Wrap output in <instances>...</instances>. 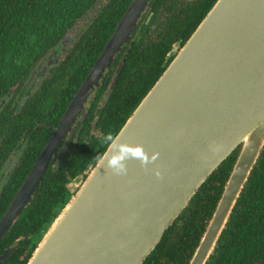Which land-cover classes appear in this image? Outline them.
I'll return each instance as SVG.
<instances>
[{
	"label": "water",
	"instance_id": "1",
	"mask_svg": "<svg viewBox=\"0 0 264 264\" xmlns=\"http://www.w3.org/2000/svg\"><path fill=\"white\" fill-rule=\"evenodd\" d=\"M150 1L128 5L2 216L0 241L33 199L60 142ZM117 135L142 144L149 154L158 152L157 161L149 171L129 161L124 176L105 172L97 161L26 264H143L204 182L236 151L188 263L207 264L264 149V0H217ZM15 245L3 251L0 264Z\"/></svg>",
	"mask_w": 264,
	"mask_h": 264
},
{
	"label": "trees",
	"instance_id": "2",
	"mask_svg": "<svg viewBox=\"0 0 264 264\" xmlns=\"http://www.w3.org/2000/svg\"><path fill=\"white\" fill-rule=\"evenodd\" d=\"M131 1L0 0V97L22 72H30L40 57L53 53L75 33L76 43L65 59L66 94L59 109L63 114ZM216 1L196 0L193 7L181 11L175 5L178 0H151L138 23L134 44L118 53L122 56L119 66L105 72L92 100L90 118L99 115L96 127L101 134L90 135L93 123L87 120L62 163L55 170L49 168L33 199L2 239L4 246L16 242L4 264L28 262L48 226L78 188L72 191L70 183L82 182L105 150L99 138L107 131L118 133L177 54L174 47L188 40ZM103 93L108 98L101 110L97 105ZM236 155L234 151L204 182L143 264L189 263ZM207 264H264V149Z\"/></svg>",
	"mask_w": 264,
	"mask_h": 264
},
{
	"label": "flooded vegetation",
	"instance_id": "3",
	"mask_svg": "<svg viewBox=\"0 0 264 264\" xmlns=\"http://www.w3.org/2000/svg\"><path fill=\"white\" fill-rule=\"evenodd\" d=\"M195 2L196 0H178V3H175V5H178L181 11L182 9L187 11L190 6L193 7ZM148 8L149 5L138 23ZM150 17L151 15L149 14L147 21ZM136 29L130 41L124 45L120 55L125 51V46L134 44L135 40L133 36ZM153 30L154 27L149 32ZM72 34L64 42V45L54 49L53 53L40 57L30 72H22L10 91L0 97V220L15 197L16 192L26 181L36 160L50 140L55 129L59 126L66 112L61 115L59 114L60 105H63V98L66 94L65 59L76 43V34ZM178 47V44L174 47L177 52L182 46ZM120 55H118L117 60L107 70L116 65L114 67L116 71L122 57L119 58ZM101 80L100 85L89 96L85 110L76 118L73 130L67 133L60 142L45 175L50 167H52V170L58 168L74 139L83 130L85 122L87 120L91 121L89 111L92 100L98 91L97 89L101 87ZM104 93L97 105L101 110L104 109L108 98L103 96ZM93 118L90 122L93 124L89 126L90 135H99L100 129L96 127L99 115L94 114ZM42 142V148L38 152ZM64 148L65 150L63 151ZM2 239L0 241V255L6 248L12 245L4 246Z\"/></svg>",
	"mask_w": 264,
	"mask_h": 264
},
{
	"label": "clouds",
	"instance_id": "4",
	"mask_svg": "<svg viewBox=\"0 0 264 264\" xmlns=\"http://www.w3.org/2000/svg\"><path fill=\"white\" fill-rule=\"evenodd\" d=\"M99 142L105 150L97 157L99 168L111 175L124 176L128 172V162L138 161L145 171L148 166L157 161L159 153L152 151L150 154L142 144H130L120 139L113 131L105 132ZM157 178L161 177L158 169H153Z\"/></svg>",
	"mask_w": 264,
	"mask_h": 264
},
{
	"label": "rangeland",
	"instance_id": "5",
	"mask_svg": "<svg viewBox=\"0 0 264 264\" xmlns=\"http://www.w3.org/2000/svg\"><path fill=\"white\" fill-rule=\"evenodd\" d=\"M98 134L100 135L101 132L99 131ZM79 183H81L79 180L71 182L70 183L71 190L74 191L78 187Z\"/></svg>",
	"mask_w": 264,
	"mask_h": 264
}]
</instances>
